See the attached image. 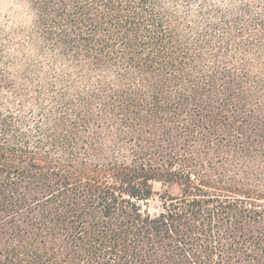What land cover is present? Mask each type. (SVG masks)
Returning a JSON list of instances; mask_svg holds the SVG:
<instances>
[{"label":"trees","instance_id":"16d2710c","mask_svg":"<svg viewBox=\"0 0 264 264\" xmlns=\"http://www.w3.org/2000/svg\"><path fill=\"white\" fill-rule=\"evenodd\" d=\"M0 264H264V0H0Z\"/></svg>","mask_w":264,"mask_h":264},{"label":"rangeland","instance_id":"374dc122","mask_svg":"<svg viewBox=\"0 0 264 264\" xmlns=\"http://www.w3.org/2000/svg\"><path fill=\"white\" fill-rule=\"evenodd\" d=\"M154 188L156 190H158L159 192L161 191L160 186L158 184H155ZM159 205H160L159 200L156 197H154L152 200H150L148 202L147 205H143L142 208L143 209H148L150 212H154V211L158 210Z\"/></svg>","mask_w":264,"mask_h":264}]
</instances>
